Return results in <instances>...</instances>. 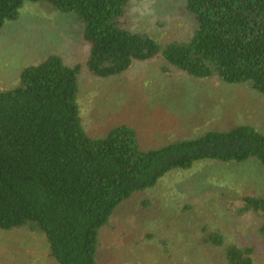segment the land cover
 Wrapping results in <instances>:
<instances>
[{
	"label": "trees",
	"instance_id": "obj_1",
	"mask_svg": "<svg viewBox=\"0 0 264 264\" xmlns=\"http://www.w3.org/2000/svg\"><path fill=\"white\" fill-rule=\"evenodd\" d=\"M26 1H47L79 16L90 46L86 66L96 79L162 55L191 77L217 78L264 95V0H187L198 25L195 36L165 48L123 27L131 0H0V34L19 19ZM81 71L51 55L26 68L19 87L0 91V231L43 233L57 264H98L100 231L115 210L175 169L203 160L264 164V134L249 125L147 152L126 126L104 139L91 138L78 103ZM246 201L243 212L264 217V199ZM207 243L224 244L222 238ZM253 251L228 248V264H255Z\"/></svg>",
	"mask_w": 264,
	"mask_h": 264
},
{
	"label": "rangeland",
	"instance_id": "obj_2",
	"mask_svg": "<svg viewBox=\"0 0 264 264\" xmlns=\"http://www.w3.org/2000/svg\"><path fill=\"white\" fill-rule=\"evenodd\" d=\"M134 34L163 48L190 42L198 29L187 0H131L121 19ZM85 23L47 1H26L19 19L0 34V91L21 84L22 72L51 55L79 76L80 115L87 134L106 138L122 126L135 130L144 152L249 125L264 134V95L217 78L197 79L160 55L134 62L125 73L96 79L86 61ZM264 199V164L258 159L196 162L175 169L153 187L135 193L100 231L98 264H228L232 246L253 249L264 264V217L243 212L246 198ZM222 238L223 246L207 243ZM231 246V247H230ZM0 264H57L43 233L0 231Z\"/></svg>",
	"mask_w": 264,
	"mask_h": 264
}]
</instances>
